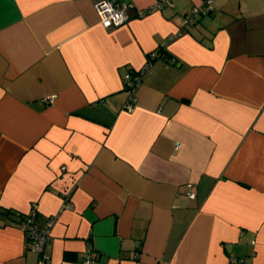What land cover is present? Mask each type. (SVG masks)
Masks as SVG:
<instances>
[{
    "label": "crops",
    "instance_id": "1",
    "mask_svg": "<svg viewBox=\"0 0 264 264\" xmlns=\"http://www.w3.org/2000/svg\"><path fill=\"white\" fill-rule=\"evenodd\" d=\"M100 1L0 0V264H264V0Z\"/></svg>",
    "mask_w": 264,
    "mask_h": 264
},
{
    "label": "built area",
    "instance_id": "2",
    "mask_svg": "<svg viewBox=\"0 0 264 264\" xmlns=\"http://www.w3.org/2000/svg\"><path fill=\"white\" fill-rule=\"evenodd\" d=\"M214 0H203L202 7L193 10L187 18H185V24L193 23L195 21L196 15H207L213 10ZM166 6H173L168 0L158 2L151 10H162ZM98 16L100 18L101 25L106 28L119 27L126 24L129 21V16L126 14L128 4L124 2L104 0L100 1L95 6ZM149 11H140L139 16L144 17ZM158 53H153L149 61L142 67V69L137 73H127L124 77L125 91L129 94V100L126 104V109L129 112L134 110L137 103V90L141 84L144 76L151 73L153 67V59L157 58ZM53 98L47 99V102H53ZM64 167V170H67ZM186 195L189 198H195V192L190 189L187 191ZM68 196V194H66ZM70 205V203H68ZM38 213L34 208L29 214L25 215L22 222L19 224L20 228L25 232L30 248L35 252L38 257L37 264H50V256L47 254L48 244L51 239V229L54 225V221L50 220L45 226H41L38 223ZM98 260V253L96 251H90L82 264H96ZM230 264H246L244 257H232Z\"/></svg>",
    "mask_w": 264,
    "mask_h": 264
},
{
    "label": "trees",
    "instance_id": "3",
    "mask_svg": "<svg viewBox=\"0 0 264 264\" xmlns=\"http://www.w3.org/2000/svg\"><path fill=\"white\" fill-rule=\"evenodd\" d=\"M6 214L9 215V212H7ZM15 217H16L15 223L20 224L22 222V220L24 219L25 215L16 214Z\"/></svg>",
    "mask_w": 264,
    "mask_h": 264
}]
</instances>
